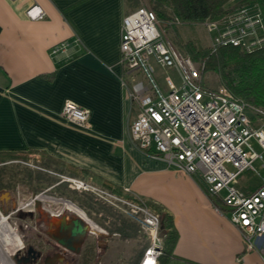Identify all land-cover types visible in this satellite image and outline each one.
Instances as JSON below:
<instances>
[{
	"label": "crops",
	"instance_id": "obj_1",
	"mask_svg": "<svg viewBox=\"0 0 264 264\" xmlns=\"http://www.w3.org/2000/svg\"><path fill=\"white\" fill-rule=\"evenodd\" d=\"M136 2L0 0V151H28L55 173L142 198L160 214V226L166 214L172 235L163 238L161 264H264L197 178L139 150L129 136L134 75L120 62V37ZM32 5L42 18L26 15ZM63 41L67 49L51 54ZM66 99L90 110V128L61 116Z\"/></svg>",
	"mask_w": 264,
	"mask_h": 264
},
{
	"label": "built area",
	"instance_id": "obj_2",
	"mask_svg": "<svg viewBox=\"0 0 264 264\" xmlns=\"http://www.w3.org/2000/svg\"><path fill=\"white\" fill-rule=\"evenodd\" d=\"M26 15L39 19L44 12L32 5ZM204 22L209 32L216 33L211 45L213 50L218 45H233L251 51L264 45V22L254 7L240 6ZM67 45L63 41L53 46L51 54L65 51ZM120 62L125 71L134 75L129 97L136 112L128 127L133 144L197 178L208 197L226 209L246 249H255L264 261V176L254 190L246 191L234 185L245 170L259 175L254 165L256 161L264 170L261 156L264 153V107L242 99L226 87L217 91L203 87L199 67L189 55L171 47L161 20L154 10L145 6L123 18ZM156 67L174 68L178 83L165 73L163 80L167 90L163 91L154 77ZM60 114L78 126L91 127L90 110L73 100H64ZM60 177L71 189L93 192L99 200L139 224L148 238L139 264H157L164 254L160 217L146 200L121 196L83 179ZM40 196L45 194L38 193L37 198ZM54 199L60 201V208L53 211L48 203L46 210L55 214L77 212L70 210L71 205H76L70 199Z\"/></svg>",
	"mask_w": 264,
	"mask_h": 264
},
{
	"label": "rangeland",
	"instance_id": "obj_3",
	"mask_svg": "<svg viewBox=\"0 0 264 264\" xmlns=\"http://www.w3.org/2000/svg\"><path fill=\"white\" fill-rule=\"evenodd\" d=\"M136 1V8L145 6L153 10L151 0ZM167 12L169 13V10ZM159 19L171 47L182 54L189 55L195 62V65L199 67L200 83L202 86L211 91H217L222 87H226L221 81L218 72L212 69L206 70L202 57L193 59L185 48V45L188 43H192L197 48H209L214 41L216 33L209 32L205 22L174 23L170 22L166 17ZM165 73L169 74L176 84L178 83V74L174 68L164 70L156 67L154 77L163 91L167 90L163 80ZM255 148L260 152L257 146ZM261 156L264 159V153ZM258 163L256 161L254 165L257 171H259V175L251 170H245L238 176L234 185L244 190L258 186L262 181L261 176H264V170L260 168ZM55 171L58 172L55 165H51L48 160L39 159L31 152H21L11 156L0 155V185L5 186L3 189L0 188V200L9 201L2 205L3 209L10 210L14 206H21V210H27L31 207L30 204L33 206V202L30 203V199L35 198L36 193L42 192L48 197L46 199H43L45 196L37 198L38 202L36 203L41 212H45L43 207L47 206L48 203H50L49 207L53 211L60 208L61 203L54 199L56 197L70 199L84 212V216L89 221V232L86 235L84 247L85 250L92 247L93 252L92 256L90 254L88 257V264H135L133 259L135 257L134 254L137 256V253L141 251V247L146 241V235L142 232L139 224L126 216L125 213L111 206V204L99 200L93 192L71 189L67 182L60 181V175L63 174L55 173ZM40 175L43 178L40 179ZM8 196H11V199ZM146 203L155 211L154 207L147 201ZM90 204H92V207H90ZM97 206L101 207L99 211H97L98 208H95ZM104 209L110 210V212L106 213ZM8 222L14 228L20 241H23L21 225L34 224L33 220L26 216L19 219L12 215L9 217ZM91 223H94L96 227H93ZM127 225H130L131 229L133 226L134 230L128 228ZM116 227H122L124 233L128 236L125 238L122 233L113 232L116 230ZM136 229L137 231H135ZM104 243H109V246H107L108 251L106 256L102 257V263H99ZM4 247L13 256L12 246L8 243ZM133 249H135V252H133Z\"/></svg>",
	"mask_w": 264,
	"mask_h": 264
},
{
	"label": "trees",
	"instance_id": "obj_4",
	"mask_svg": "<svg viewBox=\"0 0 264 264\" xmlns=\"http://www.w3.org/2000/svg\"><path fill=\"white\" fill-rule=\"evenodd\" d=\"M152 8L159 18H168L170 21L187 23L204 22L214 19L221 14L240 6H251L259 11L264 22V0H151ZM169 10V13L167 12ZM186 51L193 59L202 57L205 69L218 72L223 84L233 94L244 100L264 107V45L247 51L241 46L218 45L213 50L209 48H197L192 43L185 45ZM28 151H0V155L11 156ZM40 179L43 178L41 175ZM5 186H1L3 189ZM61 195V194H60ZM62 196V195H61ZM82 203V202H80ZM92 207V204H90ZM97 211L100 210L101 207ZM103 209V208H102ZM106 213L110 210L104 209ZM164 226H160L162 239L170 237L172 232L167 227V215L163 214ZM135 222V221H134ZM131 229L130 225H127ZM113 232L124 233L122 227H116ZM134 227L132 226V229ZM137 231V229L135 230ZM145 250V249H144ZM93 248L88 249V256H92ZM162 256V255H161ZM157 264H161L160 258ZM162 259V258H161Z\"/></svg>",
	"mask_w": 264,
	"mask_h": 264
},
{
	"label": "flooded vegetation",
	"instance_id": "obj_5",
	"mask_svg": "<svg viewBox=\"0 0 264 264\" xmlns=\"http://www.w3.org/2000/svg\"><path fill=\"white\" fill-rule=\"evenodd\" d=\"M37 195L38 193L35 194V198L30 199V203L33 202V206L28 203L31 207L27 210H21V206H14L10 210H4L2 205L9 201L0 200V215L7 222L12 215L19 219L26 216L34 222L32 225H21L23 241H26L23 242L20 241L14 228L11 225L8 226L0 219V264H88V249L85 250L84 247L86 237L80 244L79 250L73 251L48 235V221L50 218L53 216L59 217L66 213L55 214V212L46 210L44 207L43 209L46 213L41 212L36 203L38 202ZM8 198L11 199V196H8ZM71 209L77 212H67L68 214L75 213L81 216L75 207ZM8 243L15 248L12 252L13 256L4 247Z\"/></svg>",
	"mask_w": 264,
	"mask_h": 264
},
{
	"label": "water",
	"instance_id": "obj_6",
	"mask_svg": "<svg viewBox=\"0 0 264 264\" xmlns=\"http://www.w3.org/2000/svg\"><path fill=\"white\" fill-rule=\"evenodd\" d=\"M88 232L89 222L75 213L53 216L48 221V235L73 251L79 250Z\"/></svg>",
	"mask_w": 264,
	"mask_h": 264
},
{
	"label": "bare ground",
	"instance_id": "obj_7",
	"mask_svg": "<svg viewBox=\"0 0 264 264\" xmlns=\"http://www.w3.org/2000/svg\"><path fill=\"white\" fill-rule=\"evenodd\" d=\"M72 207H75L77 210H78V212H79V214H81V215H84V212L79 208V207H77V206H74V205H71V208ZM70 208V210H73V209H71ZM74 211V210H73ZM0 219L3 221V222H5L8 226H9V223L5 220V218H2L1 217V215H0ZM92 224V226L93 227H96L95 225H94V223H91ZM11 230H12V228H11ZM13 232V231H12ZM11 245V244H10ZM12 246V245H11ZM18 248V247H17ZM12 249L13 250H15V248L12 246ZM7 250V249H6ZM10 254V253H9ZM149 262V261H148Z\"/></svg>",
	"mask_w": 264,
	"mask_h": 264
}]
</instances>
